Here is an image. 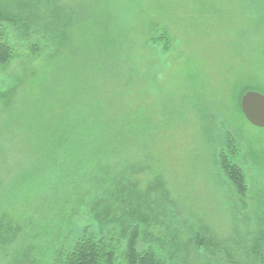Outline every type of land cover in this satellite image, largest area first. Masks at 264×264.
Wrapping results in <instances>:
<instances>
[{"label": "trees", "instance_id": "obj_1", "mask_svg": "<svg viewBox=\"0 0 264 264\" xmlns=\"http://www.w3.org/2000/svg\"><path fill=\"white\" fill-rule=\"evenodd\" d=\"M7 1L0 3V83L10 82L5 68L16 58L31 62L41 54L43 59L59 54L58 61L66 62L64 50L69 49L71 27L76 26L70 20L68 3L17 0L20 3L15 11ZM190 1L194 8L189 7ZM220 1L87 0V23L82 25L87 33L98 29L101 48L95 67L101 80L112 79L117 84L113 94L116 107L111 109L102 93L92 104L93 110L87 108L70 117L52 115L56 123L47 120L42 126L32 124L42 116L33 111L19 118L29 120L28 127L22 128L29 133L28 142L20 145L0 139V264H179L190 253L198 257L207 254L208 264H228L223 252H212L216 245L212 236L204 235L207 227L203 224L192 230L194 248L189 249L187 243L179 241L178 236L186 231L174 226L176 216L171 215L170 223L164 221L171 194L162 175L153 171L158 164L153 146L156 137L164 141L169 134L161 131L162 127L137 126L126 96L130 89L132 92L133 77L146 58L140 50L153 52L155 58L172 49L174 36L166 27L169 19L184 26L197 25L196 19L209 18L208 9L219 14L218 8L230 5L240 11L244 21L232 30L236 42L230 39L229 43L240 48L245 63H241V75L236 67H229L235 71L225 80L226 107L217 108V113L228 123L238 117L246 121L240 109L242 95L252 89L264 94V0H227L225 5H217ZM134 15L139 18L137 29L130 24ZM52 31L59 36L56 46ZM139 45L143 47L137 49ZM89 72L92 76L86 77L91 81L94 74ZM16 84L0 92L4 100L0 102V116H6L7 123L13 115V102L20 101L22 95L35 93L37 100L49 91L43 81L20 91ZM222 89L216 95L210 90L203 94L219 99ZM201 112L205 116L203 107ZM219 121L223 145L214 153L215 171L243 203L248 186L244 169L237 163L239 148L223 120ZM7 123L0 122V135L15 129ZM209 133L206 127L205 142L213 144ZM142 162L146 164L140 165ZM42 225L47 240L45 252L39 255L33 239ZM75 225L81 228L71 237ZM140 238L148 241L141 249L137 246ZM253 255L247 264H264L262 253Z\"/></svg>", "mask_w": 264, "mask_h": 264}, {"label": "rangeland", "instance_id": "obj_2", "mask_svg": "<svg viewBox=\"0 0 264 264\" xmlns=\"http://www.w3.org/2000/svg\"><path fill=\"white\" fill-rule=\"evenodd\" d=\"M3 1L0 0V3ZM65 1L69 5L70 20L76 24L70 29L69 49L64 50L68 60L59 62V54L43 59L44 54H41L31 62L16 58L5 68V73H10L11 79L10 82L0 83V92L16 83L18 91L42 81L49 88L47 95L37 100L35 93H29L25 97L22 95L20 101L13 102L10 123L6 122V116H0V122L5 126L7 123L12 125L11 128L15 127L0 135V139H7V143L12 141L21 145L28 142L29 133L22 128L28 127L29 120L22 121L19 118L33 111L42 116L33 120L32 124L42 126L47 120L50 124L56 123L52 115H57L58 118L70 117L72 114L85 112L87 108L93 110L92 104L102 93L109 107H116L113 94L117 92V84L112 79L104 82L97 75L95 64L101 46L98 43V29L86 32L84 4L87 0ZM7 2L17 11L20 2ZM227 2L222 0L216 4L225 5ZM189 7L194 8V2L190 1ZM208 10L211 13L209 18L203 16L196 19L197 25L184 26V23L177 24L174 19L167 21L166 27L174 36L172 49L165 55L158 53L155 58L153 52L140 50L142 57L146 58H143L142 68L139 67L133 77L135 84L131 85L132 92L130 89L126 96L129 110L133 112V122L139 124L137 126L162 127L161 131L166 130L167 135L169 134L164 141L156 137L157 142L153 146V154L158 158L153 171L162 175L171 194L164 221L170 223L171 215L176 216L174 226L186 231L178 236L179 241L187 243L189 249L194 248L192 230L200 223L203 224L207 227L204 235L207 238L212 236L216 245L212 252H217V255L223 252L222 257L228 264H247L253 260L255 252L264 255V128L254 127L240 117L234 119L235 122L228 123L226 117L217 113V108L226 107V96L223 93L226 90L224 85L227 84L225 80L235 71H229V67L233 65L238 70V75L242 74L241 63H245V57L240 54V48L229 43V40H233L232 30L239 28L244 18L239 16V10L230 5L218 8L219 14ZM138 23L139 18L134 15L130 24L137 29ZM28 33L32 36L33 31L28 29ZM51 38L56 46L59 36L55 31L51 32ZM140 47L143 46L139 45L137 49ZM24 54L28 56L27 51ZM148 57L152 61L156 58L158 60L149 63ZM89 71L94 74L91 81L86 77L87 74L92 76ZM220 87L223 89L219 99L203 94L205 90H210L216 95ZM33 90L37 89L33 87ZM3 101L0 94L2 104ZM201 107L204 108L205 116ZM208 107L211 109L208 110ZM219 120H223L226 130L234 135L239 148L237 163L244 169L248 186L243 203H240L228 181L219 177V173L215 171L214 153L223 145V132L217 124ZM206 127L210 128L208 135L213 137V144L205 142L207 136L203 131ZM10 138L13 140H9ZM144 164L146 163L142 162L140 165ZM241 204L243 207L239 206ZM44 212L49 213L48 210ZM43 226L36 229L33 239L39 255L45 252L47 240ZM80 228L81 225H75L71 237L78 234ZM179 232L180 235L181 231ZM153 236L151 233L152 243ZM146 243L148 241L140 238L137 246L141 249ZM179 248V253L183 256L184 252ZM206 256L207 254L201 255L199 258L190 253L179 264H208ZM252 264L256 263L253 261Z\"/></svg>", "mask_w": 264, "mask_h": 264}, {"label": "water", "instance_id": "obj_3", "mask_svg": "<svg viewBox=\"0 0 264 264\" xmlns=\"http://www.w3.org/2000/svg\"><path fill=\"white\" fill-rule=\"evenodd\" d=\"M241 112L248 123L264 128V94L248 90L240 99Z\"/></svg>", "mask_w": 264, "mask_h": 264}]
</instances>
